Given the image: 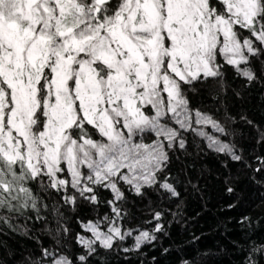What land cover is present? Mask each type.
<instances>
[{"label": "snow or ice", "instance_id": "6c2138e0", "mask_svg": "<svg viewBox=\"0 0 264 264\" xmlns=\"http://www.w3.org/2000/svg\"><path fill=\"white\" fill-rule=\"evenodd\" d=\"M257 98L264 0H0V264H205L162 237L204 192V151L264 209ZM254 219L236 264H264Z\"/></svg>", "mask_w": 264, "mask_h": 264}, {"label": "trees", "instance_id": "16d2710c", "mask_svg": "<svg viewBox=\"0 0 264 264\" xmlns=\"http://www.w3.org/2000/svg\"><path fill=\"white\" fill-rule=\"evenodd\" d=\"M247 108L251 118L264 121V107L260 106L258 98L250 101ZM191 139L189 137L190 141ZM189 152L195 156L198 150L195 145L190 144ZM196 165L210 178L207 184H201L204 192L185 193L181 205L183 222L174 224L170 228V237H162L164 246L171 245L174 251L176 246L187 247L190 250L200 249L207 254L205 264H236L237 253L231 241L239 239L242 235L237 220L244 214L255 217L252 228L257 234L264 236V209L260 207L259 200L247 185L241 184L237 193L232 195L214 181L212 177L219 168L220 162L212 152L199 153ZM237 197L240 198L239 202ZM230 203L237 204V207L228 210L227 206ZM194 236L200 239L190 243ZM9 242L19 246L27 243L20 236L13 237ZM145 253L148 264H151L153 255L157 257L160 264H173L174 256L162 257L158 249L145 248ZM113 264L118 262L114 260ZM136 264H139V259L136 260Z\"/></svg>", "mask_w": 264, "mask_h": 264}]
</instances>
